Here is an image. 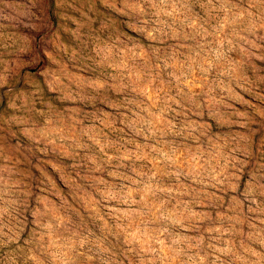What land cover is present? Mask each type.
I'll list each match as a JSON object with an SVG mask.
<instances>
[{
    "label": "clouds",
    "instance_id": "1",
    "mask_svg": "<svg viewBox=\"0 0 264 264\" xmlns=\"http://www.w3.org/2000/svg\"><path fill=\"white\" fill-rule=\"evenodd\" d=\"M0 264H264V0H0Z\"/></svg>",
    "mask_w": 264,
    "mask_h": 264
}]
</instances>
